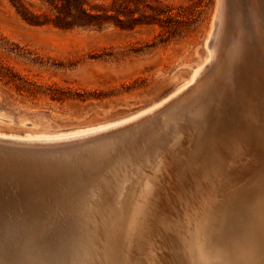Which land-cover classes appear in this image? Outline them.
<instances>
[{"label":"bare ground","instance_id":"6f19581e","mask_svg":"<svg viewBox=\"0 0 264 264\" xmlns=\"http://www.w3.org/2000/svg\"><path fill=\"white\" fill-rule=\"evenodd\" d=\"M215 3L173 99L66 132L17 133L0 112L15 144L143 118L0 147V264H264V0Z\"/></svg>","mask_w":264,"mask_h":264},{"label":"rangeland","instance_id":"374dc122","mask_svg":"<svg viewBox=\"0 0 264 264\" xmlns=\"http://www.w3.org/2000/svg\"><path fill=\"white\" fill-rule=\"evenodd\" d=\"M215 2L85 0L83 8L101 17L83 25L69 17L64 0H0V112L12 119L3 126L17 133L66 132L122 120L166 100L204 59ZM137 122L54 145H19L74 144ZM170 178L164 208L177 200ZM5 195L0 191V215L9 214Z\"/></svg>","mask_w":264,"mask_h":264},{"label":"trees","instance_id":"16d2710c","mask_svg":"<svg viewBox=\"0 0 264 264\" xmlns=\"http://www.w3.org/2000/svg\"><path fill=\"white\" fill-rule=\"evenodd\" d=\"M64 1L65 3H63V6H66L69 17H72L73 19L75 17H80L79 18L80 22L78 23H81L83 25H91L92 19L101 17V15L92 14L83 8V4L85 3V0H64ZM52 3H55V2H52ZM89 8L91 10V9H95L96 7L90 6ZM72 9L75 10L76 13H71ZM99 10L104 11V12L106 11V9L103 7H100ZM85 19H89V20H85ZM71 23H75V22H70V24Z\"/></svg>","mask_w":264,"mask_h":264},{"label":"water","instance_id":"95a60500","mask_svg":"<svg viewBox=\"0 0 264 264\" xmlns=\"http://www.w3.org/2000/svg\"><path fill=\"white\" fill-rule=\"evenodd\" d=\"M262 5L264 6V3H262ZM140 111V110H139ZM139 111H136L128 116H131ZM146 119V118H144ZM140 122V121H139ZM130 127V126H129ZM0 147H12V148H30V149H45V148H34L32 146H20L19 144H15V143H10V142H6V141H1L0 140ZM54 148V147H53Z\"/></svg>","mask_w":264,"mask_h":264}]
</instances>
